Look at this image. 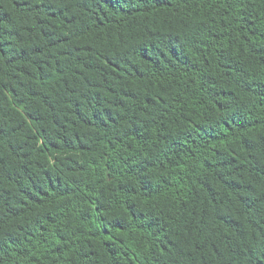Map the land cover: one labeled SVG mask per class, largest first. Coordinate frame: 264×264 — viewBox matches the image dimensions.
<instances>
[{"label":"trees","instance_id":"obj_1","mask_svg":"<svg viewBox=\"0 0 264 264\" xmlns=\"http://www.w3.org/2000/svg\"><path fill=\"white\" fill-rule=\"evenodd\" d=\"M0 264H264V0H0Z\"/></svg>","mask_w":264,"mask_h":264}]
</instances>
